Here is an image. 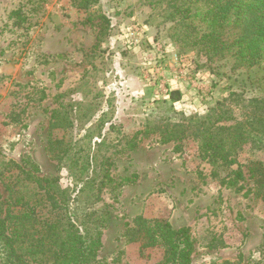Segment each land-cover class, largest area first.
<instances>
[{
	"label": "rangeland",
	"instance_id": "obj_1",
	"mask_svg": "<svg viewBox=\"0 0 264 264\" xmlns=\"http://www.w3.org/2000/svg\"><path fill=\"white\" fill-rule=\"evenodd\" d=\"M173 5L0 0L1 208L34 207L45 199L35 179L54 178L79 213L106 214L96 264L162 263L163 248L126 242L139 216L189 228L192 264H264V201L248 173L264 164V57L247 66L183 46ZM208 115L253 124L234 164L199 157L194 124ZM170 129L185 138L162 142ZM35 211L48 217L45 203Z\"/></svg>",
	"mask_w": 264,
	"mask_h": 264
},
{
	"label": "trees",
	"instance_id": "obj_2",
	"mask_svg": "<svg viewBox=\"0 0 264 264\" xmlns=\"http://www.w3.org/2000/svg\"><path fill=\"white\" fill-rule=\"evenodd\" d=\"M172 9L171 17L175 27H179L174 37L183 46L199 48L209 58L222 57L228 52L247 66L257 64L264 57V0H174ZM227 35L232 37L228 43ZM170 100L176 98L170 95ZM210 111L213 113L215 109ZM197 121L193 135L199 140V157L212 165L234 164L233 155L252 141L255 133L249 122L218 126L221 117L210 119V115ZM259 126L264 132V117L259 119ZM183 134V131L170 129L162 142L182 140ZM248 173L255 179L264 201V164L255 162ZM235 176L242 178V173L238 170ZM75 178L78 179L77 175ZM34 182L45 196L34 207L23 197L15 198L12 205L22 208L20 213L4 211L0 203V247L6 253V262L96 264L102 245L100 225L106 214L92 207L79 213L76 196L69 197L71 190L62 189L58 179H35ZM85 188L79 189L77 194L83 193ZM44 203L48 217L38 216L35 211ZM36 225H41L42 230H37ZM124 236L128 243H139L140 253L163 248L161 264H192L194 242L187 227L174 229L166 220H147L139 216L132 225L126 226Z\"/></svg>",
	"mask_w": 264,
	"mask_h": 264
}]
</instances>
